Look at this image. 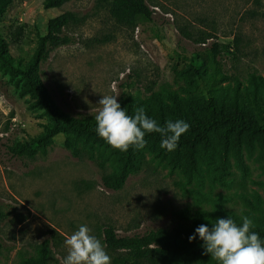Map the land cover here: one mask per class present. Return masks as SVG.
<instances>
[{"label": "rangeland", "instance_id": "1", "mask_svg": "<svg viewBox=\"0 0 264 264\" xmlns=\"http://www.w3.org/2000/svg\"><path fill=\"white\" fill-rule=\"evenodd\" d=\"M44 1L15 0L0 18V37L17 61L28 64L50 19L64 12L80 18L68 31L70 44L52 48L40 68L53 99L69 116L96 115L103 95H117L133 115L143 107L160 126L181 119L178 108L201 113L210 95L226 108L237 96L255 116L250 75L264 79V0H145L154 19L138 16L135 28L116 24L108 11L111 0H71L51 10ZM214 42L228 46L219 64L212 55ZM23 91L20 77L0 63V212L6 215L0 222V264H36L47 240L50 262L62 264L65 240L81 225L101 241L111 264H118L119 253L104 244L106 228L128 237L170 231L176 213L186 208L210 229L221 211L241 222L247 216L253 228H264L260 138L253 147L243 144L240 158L231 146L223 164L222 144L214 136L210 149L200 150L193 172L183 155L176 159L173 151L147 141L136 150L135 173L114 191L102 179L120 171L121 151L106 142L95 144L94 159L73 157L64 146L65 134L57 135L46 152L39 148L34 159L7 151L5 145L25 143L50 123ZM256 98L264 107V85ZM199 264L218 261L211 257Z\"/></svg>", "mask_w": 264, "mask_h": 264}, {"label": "trees", "instance_id": "2", "mask_svg": "<svg viewBox=\"0 0 264 264\" xmlns=\"http://www.w3.org/2000/svg\"><path fill=\"white\" fill-rule=\"evenodd\" d=\"M14 1L0 0V18ZM70 1L45 0L43 6L46 10L61 9ZM109 6L110 17L122 27L135 28L138 16H145L151 21L154 19V11L145 0H111ZM79 22L80 18L73 12H64L50 19L47 32L41 37L38 48L28 64L17 61L11 55L8 44L0 37V63L12 72L13 76L20 77L24 86L22 96L30 94L50 120V123L40 134L30 137L27 142L17 146L5 145L13 157L34 159L38 149L42 148L46 152L59 134L67 135L64 141L65 148L71 152L73 157L81 160L85 157L94 159L95 144L105 142L96 132L95 115L77 118L66 114L55 102L40 75V68L47 61L51 49L70 44L71 38L68 31ZM21 34L22 31H19L17 41ZM182 34L187 39H192L190 33L182 31ZM200 40L206 41V38L202 37ZM227 48V45L216 42L212 44L211 50L216 64H219L218 59ZM250 82L254 88V98L251 100V104L255 110V116L248 113L243 101L237 96L234 97L228 108L217 103L215 98L210 95L202 105L201 113H197L194 109H190L188 113H184L180 108L175 111L179 118L190 124L189 131L181 137L178 147L173 151L176 159H179L181 155L184 156L189 171L193 172L197 169L200 150L210 149L214 136L222 144L223 164L227 161L231 146L235 147L239 158L243 144L253 147L259 138L264 149V107L259 104L256 98L257 93L264 85V79L251 74ZM125 110L129 115H133L130 106H127ZM70 135H73V138ZM145 139L161 144V137L158 133L146 134ZM135 154L134 148H130L127 152H121L120 171L106 175L102 179L103 185L107 189L118 191L125 186L136 170ZM100 166L103 167V164L101 163ZM219 216L224 219L231 216L238 226L242 225L239 219L226 211H221ZM5 217L6 215L0 212V222ZM176 219V223L170 231L150 230L144 235L132 237L119 236L113 228L108 227L103 231L104 244L108 250L119 253L115 259L118 264H199L200 261L211 258L210 254H204L203 241L198 235L195 241H189V237L195 234L196 228L201 225L195 221L194 214L186 208L176 213ZM191 223L193 227L190 226ZM251 231L256 232L264 241V228H252ZM2 249L3 244L0 242V254ZM39 254L36 264H52L49 240L42 244Z\"/></svg>", "mask_w": 264, "mask_h": 264}, {"label": "clouds", "instance_id": "3", "mask_svg": "<svg viewBox=\"0 0 264 264\" xmlns=\"http://www.w3.org/2000/svg\"><path fill=\"white\" fill-rule=\"evenodd\" d=\"M95 112L98 136L121 152L130 148L143 150L147 145L146 134L151 133H158L160 147L172 152L190 129V124L182 119L168 120L160 126L148 117L143 107L136 108L134 115H129L118 103L117 95H103ZM253 227L252 219L247 216L242 217V225L239 226L231 216L218 218L211 229L206 224L198 226L189 241H195L198 235L203 241L204 254H210L218 264H264V241L251 231ZM65 245L67 255L62 264H111L105 247L91 234L87 225H81L71 234Z\"/></svg>", "mask_w": 264, "mask_h": 264}]
</instances>
